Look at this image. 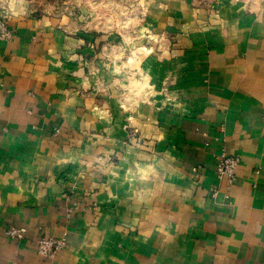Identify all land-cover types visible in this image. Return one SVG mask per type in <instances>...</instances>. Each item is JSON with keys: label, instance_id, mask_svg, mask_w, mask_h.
Listing matches in <instances>:
<instances>
[{"label": "crops", "instance_id": "obj_1", "mask_svg": "<svg viewBox=\"0 0 264 264\" xmlns=\"http://www.w3.org/2000/svg\"><path fill=\"white\" fill-rule=\"evenodd\" d=\"M140 5L129 32L7 4L0 264H264V0ZM42 235L67 238L51 262Z\"/></svg>", "mask_w": 264, "mask_h": 264}, {"label": "rangeland", "instance_id": "obj_2", "mask_svg": "<svg viewBox=\"0 0 264 264\" xmlns=\"http://www.w3.org/2000/svg\"><path fill=\"white\" fill-rule=\"evenodd\" d=\"M251 1L259 3L262 0H251ZM15 3L28 4L30 8L28 11L32 14L36 12L35 8L43 9L45 11H54V12L62 13L64 16H68L69 12L70 13L82 12L83 14L84 12L85 13L87 12L86 14L88 13L91 14L90 17L92 18L91 20V23H93L92 25H95L97 28H102L105 25L103 28L106 29L107 27H109L110 28L108 29L109 31L111 30L113 31V29L116 28V26L114 28H112L111 26L117 25L118 23L119 26L124 24V29L131 32L130 30L133 29L134 26H136V23L138 24L139 20L143 18L142 13L145 11V9L141 7V5L139 6V0H0V13L3 14L6 13L7 16L9 17L11 14L7 7V4L12 5ZM102 22L105 24H102ZM145 91L146 93H151L152 95L154 92L152 88L151 89L147 88L144 90V92ZM128 96H131V94H128L127 97ZM136 138H138V130L137 129L130 130L126 138L127 145H133ZM229 156L237 157L239 159L238 164H240V158L238 156L235 155H229ZM105 159H106L105 161L110 164L116 163V158L113 159L108 157ZM103 160L104 158L99 157L97 161L103 162ZM219 161H220V157L217 159L216 168H215L216 182L214 186L209 190L211 197H214L218 194L219 187L222 185L223 181H226V184L228 185L232 184L230 183L227 177H223L221 179L218 178L217 169H218ZM197 171L198 168L193 169L194 173H196ZM79 207L80 206L78 204H74L73 209H78ZM12 229H22V228L10 227L4 230L5 234L9 238L16 239L15 237H11L8 234V232L11 231ZM26 234L27 231L24 237L26 236ZM43 237L45 238L54 237L55 239H61V240L62 238L64 239V244L59 248L57 254L53 257V259L49 260L43 257L48 262L54 260L56 256L68 246L67 238L65 235L58 237L51 235H42L38 239ZM36 242H35V246H36Z\"/></svg>", "mask_w": 264, "mask_h": 264}, {"label": "built area", "instance_id": "obj_3", "mask_svg": "<svg viewBox=\"0 0 264 264\" xmlns=\"http://www.w3.org/2000/svg\"><path fill=\"white\" fill-rule=\"evenodd\" d=\"M7 14L0 13V40H5L11 37V30L8 25ZM239 159L237 157H230L227 154H222L220 156V161L218 164L217 174L218 178L227 177L232 183L236 177V169L239 166ZM26 231L25 229H12L8 232L11 237L22 238L24 237ZM64 244V239H55L54 237L40 238L36 242V250L39 255L46 259H53L57 254L59 248Z\"/></svg>", "mask_w": 264, "mask_h": 264}]
</instances>
